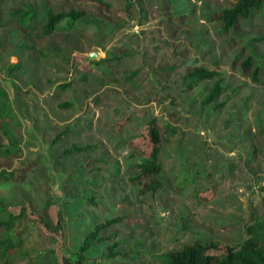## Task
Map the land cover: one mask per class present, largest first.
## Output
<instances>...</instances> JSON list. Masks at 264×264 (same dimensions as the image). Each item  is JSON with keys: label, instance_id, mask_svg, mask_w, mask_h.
<instances>
[{"label": "rangeland", "instance_id": "rangeland-1", "mask_svg": "<svg viewBox=\"0 0 264 264\" xmlns=\"http://www.w3.org/2000/svg\"><path fill=\"white\" fill-rule=\"evenodd\" d=\"M103 1L0 0V85L9 113L0 138L13 156L0 163L26 166L24 181H0V201L22 213L12 264H62L95 223L116 216L125 220L108 231L127 256L98 261L106 248L98 244L85 264H165V251L193 240L242 243L247 226L264 223V70L253 82L235 57L252 52L264 69V8L227 33L212 14L234 0ZM19 5L38 11L35 31L18 22ZM71 9L86 16L35 36L47 13ZM198 66L223 78L222 96L205 108L199 94L211 82L191 89L185 79ZM150 118L169 125L162 155L172 169L160 175L164 189L141 193L125 139ZM74 143L94 146L62 155ZM177 165L194 177L183 190ZM202 188L215 189L211 200L192 198ZM93 195L95 204L87 201ZM59 214L63 237L54 231Z\"/></svg>", "mask_w": 264, "mask_h": 264}, {"label": "trees", "instance_id": "trees-1", "mask_svg": "<svg viewBox=\"0 0 264 264\" xmlns=\"http://www.w3.org/2000/svg\"><path fill=\"white\" fill-rule=\"evenodd\" d=\"M101 5L105 6L103 0H97ZM109 6V4H108ZM264 8V0H234V3L225 7L212 15L213 19L218 20L222 24V29L227 33H233L238 23L249 18L254 12ZM17 14L18 22L23 25L30 32L36 30L32 20L37 15L38 11L27 6L19 5L13 8ZM86 16L83 10L71 9L69 11H61L58 13L49 12L44 17L40 31L35 33L38 38H44L53 34L59 28L71 29L77 22ZM259 39V38H258ZM41 53L46 55L45 52ZM239 62L242 73L253 82H260V76L263 74V68L258 63L255 54L243 51L237 53L235 61ZM94 63V62H93ZM92 63V64H93ZM13 68L18 66L12 65ZM186 84L189 88L194 89L202 82H211L203 88L200 96V106L205 108L210 104L216 102L224 92L222 85L223 78L221 72L209 69L204 66L194 67L185 75ZM7 94L0 85V124L6 122L8 117V101ZM61 106H68V103L61 104ZM124 124V122H122ZM123 126V125H122ZM158 123L155 118H150L146 123L138 127V132L130 135L125 139L134 151L136 160L132 165L137 168L139 173L132 178L138 184L142 185L141 193H155L164 189L165 185L160 175L171 168L172 163L164 164L162 155V143L164 140L162 128L167 131L168 124ZM166 127V128H165ZM71 127L66 126L60 133H58L52 140L57 142L63 135L69 133ZM94 145L80 146L72 144L62 151V155H70L72 153H82L93 148ZM5 157H11L12 152L9 147L2 145L0 138V161ZM5 163V162H4ZM4 163H0V181H24V173L22 170L26 168H9L10 164L6 162L8 167H3ZM93 164V163H90ZM85 166V165H84ZM176 171L180 173L176 180L178 189L183 190L187 186L193 184L194 177L190 170H184L181 165H177ZM92 169H97L93 167ZM172 169V168H171ZM215 194L214 188H202L192 193V198L196 200L209 201ZM96 196L88 197L87 201L95 204ZM8 206L0 201V212L6 213V217L0 216V264H12L11 253L16 249L22 247V241L16 239L12 235L15 228L16 219L22 214H14L7 211ZM42 222L47 226L48 222L45 218H41ZM125 220L124 216H116L111 219L95 223L88 233L85 235L80 247L73 256H62V264H85L89 258L87 252L98 244H106V248L101 255L95 258L98 261L106 260L112 257L127 256L126 252L115 250L119 245L115 239L117 232L108 231L110 227L115 224L122 223ZM64 218L58 215L57 227L54 231H58L61 236H64V226L62 222ZM165 264H264V223L257 222L246 227V238L242 243L237 245H230L218 241H211L208 244L200 240H193L190 243H183L178 248L168 249L163 253Z\"/></svg>", "mask_w": 264, "mask_h": 264}]
</instances>
